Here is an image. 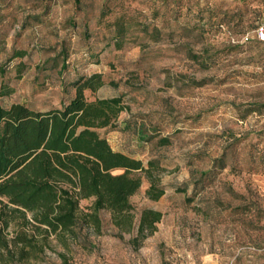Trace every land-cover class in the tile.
Returning <instances> with one entry per match:
<instances>
[{
  "label": "rangeland",
  "instance_id": "rangeland-1",
  "mask_svg": "<svg viewBox=\"0 0 264 264\" xmlns=\"http://www.w3.org/2000/svg\"><path fill=\"white\" fill-rule=\"evenodd\" d=\"M120 16L132 24L117 46ZM263 19L264 0H0L1 104L60 107L70 82L100 72L85 98L120 96L127 109L99 134L143 165L155 158L165 188L150 200L138 173L130 230L101 210L99 228L83 223L22 264H264V42L253 33ZM223 151L225 167L196 186ZM143 208L161 218L134 240Z\"/></svg>",
  "mask_w": 264,
  "mask_h": 264
},
{
  "label": "trees",
  "instance_id": "trees-1",
  "mask_svg": "<svg viewBox=\"0 0 264 264\" xmlns=\"http://www.w3.org/2000/svg\"><path fill=\"white\" fill-rule=\"evenodd\" d=\"M131 24L121 16L113 21L115 45H121ZM138 25L148 31L147 24ZM153 32L160 31L153 28ZM202 54L193 52L191 58L199 61ZM16 56L13 52L10 57ZM4 73L5 65L0 64V76ZM103 84L100 72L81 76L69 83L74 92L60 107L46 110L21 102L8 106L0 102V264L39 260L52 249L53 241L65 247L81 224L100 227L101 210L109 212L114 226L130 230L134 215L129 198L141 185L138 173L149 181L145 195L150 200L164 194L159 182L162 168L155 158L143 165L140 159L112 149L99 134V129L112 127L119 113L127 109L120 96L85 98V90L95 92ZM6 94L0 88V99ZM159 142L166 144L167 138H159ZM224 158V151L213 158L195 185L224 168ZM87 198H92L89 210L82 211L79 201ZM160 218V211L143 208L133 239L152 233Z\"/></svg>",
  "mask_w": 264,
  "mask_h": 264
},
{
  "label": "built area",
  "instance_id": "built-area-1",
  "mask_svg": "<svg viewBox=\"0 0 264 264\" xmlns=\"http://www.w3.org/2000/svg\"><path fill=\"white\" fill-rule=\"evenodd\" d=\"M254 37L259 41H264V21L260 22L255 29L253 30ZM231 40L234 42V38L232 37Z\"/></svg>",
  "mask_w": 264,
  "mask_h": 264
}]
</instances>
